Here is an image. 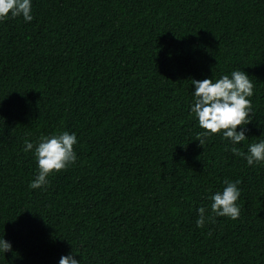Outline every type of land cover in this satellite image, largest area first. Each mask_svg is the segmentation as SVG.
I'll use <instances>...</instances> for the list:
<instances>
[{"label":"trees","instance_id":"16d2710c","mask_svg":"<svg viewBox=\"0 0 264 264\" xmlns=\"http://www.w3.org/2000/svg\"><path fill=\"white\" fill-rule=\"evenodd\" d=\"M0 21V264H264V164L203 148L192 79L243 70L245 141L264 139V0H32ZM240 130V126H237ZM75 133L78 159L32 189L24 142ZM239 180L240 214L206 219Z\"/></svg>","mask_w":264,"mask_h":264},{"label":"clouds","instance_id":"9594fccd","mask_svg":"<svg viewBox=\"0 0 264 264\" xmlns=\"http://www.w3.org/2000/svg\"><path fill=\"white\" fill-rule=\"evenodd\" d=\"M22 17L25 23L33 20L32 0H0V21ZM189 113L197 121L201 131L196 133L193 141H198L203 148L206 141L219 133L222 139L231 145V152L243 157L247 166L264 164V139L247 145V151H241L237 145L245 141L246 125L252 120V103L254 85L249 75L243 70H233L219 78L192 79ZM240 126V130H237ZM78 143L76 134L62 131L58 134L41 135L35 142L26 140L23 151L31 152L36 162L35 178L30 182L32 189L48 184V177L76 163L78 156L74 145ZM240 181L224 180L222 191H216L208 197L211 201L210 212L206 208L197 209L196 226H205L206 219L212 216L227 217L235 220L240 209L236 203L240 197ZM13 251L11 242L0 237V254ZM78 253L70 251L59 258L58 264H80L76 259Z\"/></svg>","mask_w":264,"mask_h":264}]
</instances>
